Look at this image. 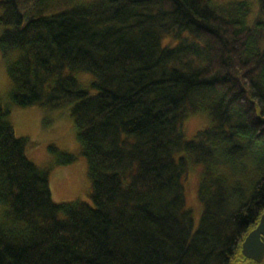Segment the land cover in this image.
<instances>
[{
    "label": "trees",
    "instance_id": "obj_1",
    "mask_svg": "<svg viewBox=\"0 0 264 264\" xmlns=\"http://www.w3.org/2000/svg\"><path fill=\"white\" fill-rule=\"evenodd\" d=\"M257 4L249 23L246 0H0L9 99L70 105L91 199H52L49 168L26 155L37 142L15 135L0 101V264H246L241 243L264 212ZM200 112L208 122L187 137ZM48 149L57 165L76 159Z\"/></svg>",
    "mask_w": 264,
    "mask_h": 264
},
{
    "label": "rangeland",
    "instance_id": "obj_2",
    "mask_svg": "<svg viewBox=\"0 0 264 264\" xmlns=\"http://www.w3.org/2000/svg\"><path fill=\"white\" fill-rule=\"evenodd\" d=\"M246 1L250 4V13L248 15V22L250 23L257 14L258 4L257 0ZM2 28V25H0V32ZM75 76L82 86L91 91L95 90L91 86L94 78L90 73L76 72ZM0 101L9 111L8 120L14 128L15 135L37 142L27 148L26 155L38 166L49 168L52 199L56 202L81 199L91 203L87 160L81 154V147L76 138L73 120L70 115V105H65L58 109H46L36 106L19 107L12 104L9 99V81L1 58ZM207 122L208 118L205 113L200 112L189 115L184 122V130L187 137L193 136L195 131L202 128ZM50 144L60 150L74 154L76 157L75 161L70 164L57 165L55 157L48 149ZM199 169L198 165L193 166L185 182L186 204L191 208L196 222L202 209L197 196Z\"/></svg>",
    "mask_w": 264,
    "mask_h": 264
},
{
    "label": "water",
    "instance_id": "obj_3",
    "mask_svg": "<svg viewBox=\"0 0 264 264\" xmlns=\"http://www.w3.org/2000/svg\"><path fill=\"white\" fill-rule=\"evenodd\" d=\"M240 252L245 259L261 263L264 259V212L260 215L257 225L244 237Z\"/></svg>",
    "mask_w": 264,
    "mask_h": 264
},
{
    "label": "flooded vegetation",
    "instance_id": "obj_4",
    "mask_svg": "<svg viewBox=\"0 0 264 264\" xmlns=\"http://www.w3.org/2000/svg\"><path fill=\"white\" fill-rule=\"evenodd\" d=\"M243 260H244L245 263H247V264H256V262H254L253 260H250V259H245V258H243Z\"/></svg>",
    "mask_w": 264,
    "mask_h": 264
}]
</instances>
